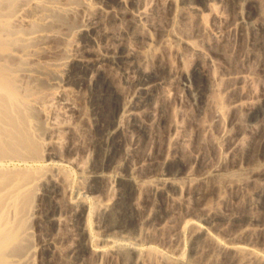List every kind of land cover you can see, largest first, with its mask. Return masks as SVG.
I'll list each match as a JSON object with an SVG mask.
<instances>
[{"label":"bare ground","instance_id":"1","mask_svg":"<svg viewBox=\"0 0 264 264\" xmlns=\"http://www.w3.org/2000/svg\"><path fill=\"white\" fill-rule=\"evenodd\" d=\"M112 1L113 0H0V264H14L15 261H8L9 258H21L23 254L22 251L25 248L23 243L25 239L22 240L21 238L24 232L21 231L20 233L19 230H22V228L19 229L18 226L20 224V226L23 227V225H21L22 222L19 223L21 219L17 218L20 214L22 215L25 213L28 207L26 204L28 201L24 200L25 193L23 192L28 182L23 178L24 174L15 172L16 170L14 174L12 173V175L9 176L11 172H9V170H7L9 173L6 171V166L9 162H13L16 159L25 162L30 159L25 155L28 153L27 155L31 156L29 155L30 152L27 151H32L33 147L36 145L34 142L36 138L34 137L33 130V127L37 128L36 125H33L35 118L37 119V117H35L36 113L41 115L40 118L45 119L47 122L46 132L44 133V130L41 132H43L42 134L45 136L47 142L45 154H48V157L57 155L54 153L56 150L54 146L56 147V145H62V147L66 146L69 151H72L75 147H82L83 149V147H87L91 142V131L93 129L80 104L81 96L83 95L81 91L84 84H88L93 88V86L106 83L105 74L103 76V73L112 67L114 68L115 63L118 64L119 61L133 63L134 60L138 58L139 51L141 50L139 48L142 47L141 45L139 47L137 45V41L141 40L140 38L152 42L154 46L157 45L156 48L158 49L160 47L162 52L170 50L169 48H171L172 41H178L183 45L185 50H187V54H189V52H191L193 56H203V54H206L205 48L203 49V47L199 46V43L198 45L193 44L190 41L191 35L187 36L189 34L188 31L191 30H187V28L190 27L187 19L190 20L191 15L196 18L194 16L196 13V16H200L198 14L200 8L194 6L180 8L178 6V9L176 5V3H178L177 0H118L115 3H112ZM207 1H214L213 3H218L217 5L224 3V0ZM263 1L264 0H262V3H264ZM117 2L119 6L115 5ZM245 2L249 9L252 8L254 4L258 3L257 0H246ZM213 3L209 4L212 5ZM211 5L209 7H211ZM226 5L228 4L226 3ZM240 6L241 4L238 7ZM210 9L209 11L213 17L212 19L224 22L222 26L218 25L217 28L212 27L215 29V32L212 33L211 31L214 41L211 42V44L209 43L210 47L209 45H207L208 48L206 47L208 50H213L211 54H213L215 50H221L220 52H222L228 46L230 47L232 42L230 40V35L233 33L232 31L234 28L236 30L237 39H239L238 42H240V38L242 39L243 37L245 41V33L249 31L247 30L244 32L246 29L244 28L245 25H242L244 23L242 22L244 19L243 15L231 21L232 19H225L228 15L225 17L220 15V8L217 12L212 10L214 7ZM172 10L177 13V29L173 28L175 21V18H173L174 16L171 17L169 14ZM262 10H264V5H262ZM189 12L194 13V15L190 13V18ZM194 25L193 23L192 26ZM193 31L191 33H196ZM197 32V34L202 37V35L199 34V29ZM152 33H154V36H152ZM234 34L235 32L233 35ZM72 35L78 36L77 41L79 40V42L73 44H76L75 48H73L74 46L72 45L71 48L69 47ZM209 35L210 33L208 31V36ZM251 35L250 37L252 38L254 34L253 36ZM258 36H254L255 41L259 39ZM148 41L146 44H148ZM259 43L260 42L257 41L254 42V47L261 48ZM234 45H237V41ZM250 45L253 44L250 43ZM241 46H243V44H241ZM254 47L252 46V48ZM172 49L174 50L173 47ZM256 51L254 52L256 53ZM216 52L218 53V51ZM179 53L180 55L182 54L181 52ZM257 54L258 53H256V55ZM158 57L157 59L160 67L164 60H159L160 57ZM149 58L151 59V57ZM216 58L213 59L215 60ZM255 61L257 62L256 66L258 68L257 73H259V70L260 72L262 71L259 73V78H262L260 75L264 73V61H262L259 55L255 58L254 62ZM250 63H252V61ZM136 64L138 65V63ZM155 65L156 67L158 66L157 64ZM248 68L247 72L250 74L252 70L250 71L251 68ZM257 68H255V70H257ZM131 69H134V67ZM219 69H221V67ZM76 70H81L80 72L83 71L84 75L81 73L83 77L81 76L82 78L80 77L75 80L76 82H73L72 80L75 78ZM245 70L246 68L244 71ZM52 71L54 74L57 73V76L53 79L52 77L54 76L51 75ZM237 71H240V69ZM220 73L223 75V72ZM220 73L218 75H220ZM240 73H237V75L232 73L234 76L231 75V77H228L229 75L227 74V78L224 79L219 77L222 80L221 86L223 93L226 94L228 98L227 103H229V106L226 104L228 106V112H223L221 109L217 111L218 113L214 117L211 116L213 121H210V125L212 126L215 122L220 123L221 117L223 119L228 115L226 118L228 119V124L226 125L234 126L235 130H223L222 128L221 134H219L220 138L216 142L217 144L219 143L220 147L222 146V148L219 146L217 147L222 150H220L222 153L219 151L220 156L216 161H212L211 164L204 162L205 158L203 159L200 154L196 156L194 155L196 153H194L191 154L194 158L192 160V162L194 161L193 165L199 167L196 171H193V166L192 168L188 167V169L184 168L186 170L180 176H170L164 174L166 173L165 171L164 173L158 172H163V170H158V168L165 162L164 160L174 159L172 156L173 153L174 156H176V153L181 157L180 154H182L183 149L187 147L186 142L188 141V145L195 140L198 142L200 137L196 136L197 138L191 141L194 138L190 137L194 130L192 128L194 127V122L193 119L189 117L188 113H186V109H184L185 100L180 94V89L173 86V98L180 104L178 113L180 114V118H182L181 120L180 118L178 119L181 121V124L179 123L181 126H179L177 122L175 126L177 125V128L181 127L184 129V135H178L176 133L177 135L175 134V136L172 137L171 132L173 131H169L170 135L168 133V137L171 136V138L166 140L169 142L170 139H173L170 141L172 143L170 150H167L169 151L168 154L171 153V150L174 152H172V155H166L168 157L171 155L172 158H167L166 156L165 158L167 159H162L163 162H159L161 164L157 165L158 161H156V159L158 160V158L156 157L161 152L160 146L162 142L161 136L158 135L155 128L161 125V113L164 106H162L159 101H163L165 97L164 95L160 96L161 93L157 91L161 83L155 82V84L152 83V85H149L147 83H141V81L139 85L135 82L132 83L134 85L132 93L128 94L124 103L117 107L116 118L111 127L107 129L108 131H106L104 136L106 144L111 148L113 147V151L120 149L122 152V149L125 150L126 154H124L123 160L121 161L120 157L122 156L118 155L120 160L116 165H108L103 168L94 169L92 167L89 168L86 166L87 164H85L87 161H85V158L87 159L89 157V154H87L85 150L87 157L84 155V152L82 157L78 155L75 157L74 155L72 158L71 156L69 161L75 166V169H78L81 180L87 182L86 179H89L92 180V182H100L106 189L105 193L112 194L114 192V196H116L122 192V185L125 183H129L128 185L131 183L141 190L142 193H146L142 195L143 198H145L143 199L145 200V206L142 208L144 213H146L147 204L153 196L163 203H168V201H170L172 204L170 207L173 211L175 208L179 207V209L185 211L184 216L180 214L183 217L179 215V218H181L180 220L177 218L179 222L172 226V231L169 229L171 231L169 233H172L173 236H170L171 238L169 239V234L167 235V240L169 239V241L165 244L163 243L165 246L162 244V248L157 247L158 241L155 240V238L164 227L166 228L167 225L164 226L163 224L170 220L166 219L168 218L166 217L169 214L167 213L168 211L166 212L163 208L164 205L158 202L159 204L155 203V205L159 207V212H157V209L154 215L147 214L149 213L147 212L143 220L140 214L139 219L142 220L140 221L143 225H141L142 227L140 226L141 228H139L140 230L138 231H142L144 229L143 226L154 229V231H151L150 228V230H143L139 232L141 234L138 233V236L135 235L132 239L134 242L132 241L131 247L140 255V263L146 264L147 259L145 255H148L147 253H150L149 251H151L152 248H157L156 250L158 251L156 252L158 255L156 254V257L160 262L159 264H264V121L261 123L259 122V124L255 126H251L248 131L245 129L244 133L247 132L246 136L248 135L245 138L242 137V128H237L235 126L237 125V122H235L237 111L243 108L240 98L248 97L249 95L252 96V93H254L252 90L255 88L253 85H256L253 84L255 81L252 80L254 73L253 75L250 74V77H252L251 79L247 76L246 71L245 74ZM262 75L264 77V74ZM219 78L217 80H219ZM262 80L260 81L262 82ZM73 83L76 85L77 90L75 91L73 88V93L66 92V87L64 88V86L69 84L73 86ZM107 84L109 86V82ZM259 84L261 85V83ZM163 92L162 89V93ZM57 96L61 99V103L58 107L53 108V103H50L52 105H48L49 102H52ZM239 101L242 106L239 104ZM247 106L249 105H246V107ZM189 118L192 120L191 122L188 121ZM226 125L224 124V126ZM190 126L193 129L192 131ZM219 126H221V124ZM188 127L191 131L190 134L188 133ZM174 128L176 129V127ZM130 129L135 133L134 135H132L133 133L131 134V132V135H129L128 132ZM207 129L212 130L209 128ZM195 134L194 132V136ZM150 136L154 137V143L151 142L153 151L151 148V152L148 149L144 151L143 147L145 146L146 148V143L149 141L147 139L152 138ZM155 138L158 139L155 140ZM38 141L37 143L39 144ZM213 141L215 142V140ZM170 142L168 143V147ZM34 149L36 150L35 147ZM142 150L144 152L149 151L147 154L144 153L145 158L142 157ZM25 152L27 153L25 154ZM197 152L199 153V151ZM78 154L80 155L79 152ZM163 156L161 155L159 161H162L161 158ZM191 156L190 158H192ZM141 157L145 159L144 161H148L145 163L142 161L143 159ZM32 158L34 160V157ZM35 160L39 161V158ZM149 161L150 164L148 163ZM143 163L145 166H147L146 164L150 165L148 171H145L146 168ZM203 163H205V165L208 163L209 165L201 169V166L204 165ZM126 166L130 167V169H126ZM156 166L158 168H155ZM37 179L41 184L55 182L57 185H62L69 180L64 179L61 167L51 170L45 169L35 180L37 181ZM78 180L80 179L78 178ZM96 182H94V186ZM88 183L89 181L85 186L81 184V187H87ZM127 184L125 187H127ZM64 187L66 195L69 194L70 197L67 196V198L70 199L67 200L73 201L72 192L74 189L72 184L68 182ZM174 187L179 188L181 191L180 195H182L180 197L183 198H174L175 196L171 194V190ZM89 189L91 190V188ZM84 190L87 191L88 188H84ZM75 193H77V191ZM76 198L75 202L77 201L83 204L82 202L84 200L81 196H77ZM111 198L112 197H110V199ZM170 202L168 205H170ZM74 203L72 202L71 204L74 205ZM153 204L152 202V205ZM191 204L194 206L193 211L191 210ZM152 205L149 206L151 207ZM70 206L74 207L75 205ZM240 206H244L245 210L246 208L247 210H251L252 215L249 218H243L236 211ZM155 207L156 206H154V208ZM105 208L103 210H105ZM196 208L199 210V214H196ZM37 211L36 209L35 212ZM169 212L172 213L170 210ZM182 213L184 214V212ZM92 214L94 215L93 212ZM33 215H36V213ZM91 216L89 215L87 218V226ZM175 217H177V214ZM60 218L61 217H59V219ZM177 219L175 218V220ZM172 221L173 220H171V224H173ZM62 226L63 225H61V227ZM101 236L102 237L98 239H95L98 235L92 237V252L98 256L102 264H117L115 260L116 250L114 248L116 242L114 240L116 239H113L110 234H105L104 236L101 234ZM156 239L160 238L157 237ZM117 243L118 242H116V244ZM48 244L55 249L58 243L51 240ZM26 250L27 252L29 251L28 249Z\"/></svg>","mask_w":264,"mask_h":264},{"label":"rangeland","instance_id":"2","mask_svg":"<svg viewBox=\"0 0 264 264\" xmlns=\"http://www.w3.org/2000/svg\"><path fill=\"white\" fill-rule=\"evenodd\" d=\"M116 1H118V0H113L112 3L113 2L115 3ZM226 1L224 0L225 4L222 3L221 4L222 6L219 4L221 6L220 7L219 5H217L218 3L217 4L213 3L214 1L209 2L207 0H177V2H178V3H176L177 7L179 6L180 8H182L185 6H194V7L200 8L199 11L201 12V14H200V12L198 13L200 16H198V15L196 16L197 13L194 15L193 12H189V18H190V15L193 14L197 19L192 17V15H191L190 20L187 19V21L190 24V25L187 24L190 26L187 28V30L191 29L190 31H188L189 34L187 33L188 34L187 36L191 35L190 41L193 44L198 45V43H199V46L203 47V49L205 48L206 54H203L204 57L203 56H197V55L193 56V54L191 52H189V54H187V50H185L183 45L178 41H172L173 46L171 45V48H169L170 50L168 49L169 51H163L162 52L160 47L158 49L156 48L157 45L154 46L152 42L147 40L148 44H149L148 45V44H146L147 41L145 39H143L144 40L143 41L142 38H140L141 40H138L137 41L138 43L137 42L136 43H137L138 47L140 45L142 47L139 48V49H141L140 50L141 52L139 51L138 58L135 59L137 61L134 60V62H133L135 65L131 62H128V61H126L127 63L119 61L118 64L115 63L114 68L112 67L111 69H108V71H105L103 73V76L105 74L104 77L106 80V83H103L104 85L99 84V85H97L98 87L93 86V88H91L92 86H90L88 84H84L83 89L81 91V93L83 95L81 96L80 104L82 106L83 112L85 113V115L87 117V120H89V124L91 125V128H93L91 131L92 140L87 145V147L85 146V147H83V149H82V147H75L74 148L75 150L72 149V151L71 150L69 151L66 146L62 147V145L61 146L56 145V147L54 146V149H56V150L54 151V149H53V151L57 155L48 157V154H45L47 142H46L45 136L42 134L43 132L44 133L46 132L47 122L45 119L40 118L41 115L36 113L35 117H37V119L35 118V120L33 122V125L37 126V128L33 127L34 137L36 138L34 140V142L36 144L34 147L36 148V150L33 147L32 151H27V152H30L29 155L34 157V160L31 156L27 155L28 154L27 152H25V154L27 153L25 156L30 158L28 161L25 162V161L16 159L13 162H9L6 166L8 168V169L6 168V171L9 170V172H11V174H9V176L12 175V173L14 174V171L16 170L15 172L24 174L23 178L25 179V181L28 182V185H26V187H25L26 189L24 188V191H23L25 193L24 194L25 195L24 200L28 201L26 203L28 206L25 210L26 214L25 213L22 214L23 218H22V215L20 214L17 219L20 218L21 221L19 223L22 222L21 225H23V227L20 226V224L18 226H19V229L22 228V230H19L20 233H21V231L24 232V234H23L24 237L22 235L21 238H22V240H24V239L26 240V241L24 240V242H23L25 245V248L28 250L30 248L31 249L27 252V250L24 248V250H26V251H24V250L22 251L23 257L22 256H21V258H18V257L12 258L11 257V258H9L8 261H11V262L15 261L14 264H100L101 263L100 259L98 258V256L94 252H92L93 250L91 249V239H92V237H95L97 235H98V237L97 238L95 237V239L102 237L101 234L103 236L105 234H107V235L110 234V236L113 239H116L114 241L118 242L117 244H116V242L114 244V248L116 250V253H115L116 259L115 260L117 261V264H118V262H119V264H142V263H140V261H141V257H139L140 255L135 250H133V247H131L132 241L134 242V240H132V239H133V237H135V235L138 236V233L142 232L143 230L150 228L151 231H154L153 228H151V227L147 228L146 226H143L144 229L142 231H138V230H140L139 228L142 227L141 225H143V223H141V221L146 216L147 212H149L147 214H152V215H154L156 213V209H157V212H159V210H158L159 207L157 205H155V203L157 204L158 202L161 203V205H164L163 208L166 210V212L168 211L167 213L170 214V215L168 214V216H166V217H168L166 219L167 220L170 219V220H168L169 222L164 221L166 223H164L163 225L164 226L169 225V226H168V228H167V226H166V228L164 227L165 230L163 228L157 236L162 241L160 239H156L157 237L156 238L153 237V238H155V240L158 241V245H157L158 248H162L163 246H165L164 244L167 241H169V239L171 238L170 236H173L172 233H169L172 231V229H171L172 226H174V224L176 225L179 222V220L181 219V218H179V215L180 214H182L183 216L185 215L184 210L179 209L180 208L179 207V208H175V210L176 209H178V210L173 211V210H171V207H170V206H172L170 201H168V203H166V202L163 203L161 201H158L159 199L158 198L156 199V197L153 196L152 199L147 204L146 213H144V210L142 208H144V206H145V200H143L145 198H143L142 195L143 194L145 195L146 193H144V192L142 193L141 190H139L137 187H135V185H132L131 183H130V185H128L129 183L123 184L122 185V187H123L122 192H120V194H118V195L115 194L116 196H114V192L112 193L113 195L110 193L109 194L105 193L106 189H105V187L102 186L103 184L101 185L100 182H96V181L92 182V180H89V179H86L87 182L89 181L87 187H81L82 186L81 184H84V186H85V184H87V182H85V180H84V182H85L84 183L83 180H81V178L79 176L78 169L77 168L75 169V166L69 160L71 159V156L73 158L74 155H75V157H77V155L82 157L83 152H84V155L86 157H87V154H89V157L87 159L85 158V161L86 160L88 161V162L86 161V163H85V164H87L86 166H88L89 168L92 167L94 169H99L100 167L103 168V167L108 166V165H112V166L116 165L117 162H119V160H120L118 155L122 156L120 158H121V161L123 160L124 154H126L125 150L122 149V152L124 151L123 153L121 152L120 149L113 151L114 148L113 147L111 148L106 144V139L104 138V136H105L106 131H108L107 129H109L111 127V125L114 122V119L116 118V114H117L116 111L118 109L117 107L121 106L124 103V101L127 99L128 94L132 93L133 86H134L132 83H134V82L138 83L137 85L140 84V81H141V83H147L149 85H152V83L155 84V82L161 83V85L158 87L157 91L159 93H161L160 96L164 95V97H165L163 99L164 102L162 100L159 101V103L162 106H164V108H162L163 111L161 113V115H162L161 125H160V127L155 128L156 131L158 132V135L161 136V142H162L161 146H160L161 152L158 154L159 157L158 156L156 157V158H158V160L156 159V161H158L157 165H159L163 162L164 158L167 156L166 154H168V152H169L168 150H170V147L172 144L170 141H172L173 138L169 140L170 144L168 147L169 142L166 139L171 138V136L168 137V133L170 135V132L173 131L174 135H173V132H171L172 137L175 136L176 133L178 135L179 134L184 135V132H183L184 129H182L181 127L177 128V125L175 126L176 122L179 126H181L180 125L181 121L178 120L180 118V116H179L180 114L178 113L179 112L178 108H180V106H179L180 104H178V102L175 101L173 98V90H172L173 86H176L180 89V91H181L180 94L182 95L183 99L185 100V108L184 109H186V113H188L189 117H191V119H193V122H194L193 126L195 128L192 127L194 130L190 126L191 131L193 130L192 133L188 127V131H189L188 133L189 134L191 133V135H192L190 137H192V138L194 137L191 141L196 139L197 138L196 136L200 137V139H198L199 140L198 142L195 140L197 143L195 141H193L192 142L193 144L189 143V145H188V143H187L188 141L186 142L187 145L186 144L185 145L187 147H185L183 149V151H182L183 155L180 154L181 157L182 156L184 157V158L182 157V159L176 153H175L176 156H174V153L172 155V152H174V151L171 150L170 151L171 153H169V154H171L174 159L169 160L167 158H172V157H171V155H170V157L167 156V158H165L167 160H164L165 162L167 161L166 163L163 162L159 166V168L156 166L155 168H158V170H161V171L163 170V172L158 171L159 173H164V171H165L166 173H164V174H168L170 176H180L181 174H183L185 172L186 169H184V168L188 169V167L192 168L193 166H194L192 168L193 171H196V169H199V167H197V166L195 167V165H193L194 161L192 162V160L194 158L191 156V154H194V153H196V154H194L196 156H197V154H200L203 159L205 158L204 162H208L210 164L212 161H216V159H218V157L220 156V152L222 151L220 149V148H222V146L220 147L219 143L217 144L216 142L220 138L219 134H221L222 128H223V130H235L234 126L226 125V124H228L227 123L228 119H226L228 115L223 119L221 117L220 123L215 122L212 126L210 125V123H211L210 121H213L212 117H214L218 113L217 111H220V109H221V111H223V112L224 111L228 112V110H227L228 106H229V103H227L228 98H227L226 94L223 93V89L221 86V82H222L221 79L227 78L226 76H228V75H229L228 77H231V75L232 76H234V74L237 75V73L239 74L241 71H243V72H241L242 74H245V71H246L247 76L250 77L254 73V75H253L254 77L252 80L255 81V82L253 81L254 82L253 84H256V85H253L255 87V88H253L254 90H252L254 92V93H252L253 97L251 95H249L250 97L248 96V97L240 98V101H242V104H243V108H242V110H240L241 112L237 111V114H236L237 117L235 116L237 118V119L235 118V122H237L236 123L237 125H235V126L237 128H242V130H243L242 137L245 138L248 136V135L246 136L247 132L244 133L245 129H246V131H248L251 126H255L256 124H259V122L261 123L262 121H264V85H263L264 80H262V79H264V77L262 75L264 73H262L260 75V77H262V78H259V73H261L262 71L260 72V70H259V73H257L258 72V68L256 66L257 62L256 61L254 62L255 58L258 55H259V57L262 58V61H264V58H263L264 57V22H262V21H264V17H263L264 16V14H263L264 10H262V5H264V3H262V0H260V1L257 0L258 3L254 4V6L249 9L246 6L247 5L245 2L246 0L245 1L244 0H226ZM209 3H213V4L211 5ZM226 3L228 5H226ZM238 4L239 5L241 4L242 7L241 6L238 7L239 6ZM115 5L119 6V3L117 2V4H115ZM210 5H211V7H209ZM179 7H178V9H179ZM213 7H214V9H212V10H214L216 12L220 8V10H221L220 12L221 13L223 12L222 14L219 12L220 15L224 16V17L228 15V17L227 18L225 17V19H232L231 21L235 20L240 15H243L244 19L242 22H244V23L242 25H245L244 28L246 29V30H244V32L248 30L250 33L249 32H247L249 34L245 33V41H244V37H243L242 38L243 40L240 38V42H238L239 39H237L236 30L234 28V30L232 32L233 33L235 32V34L233 35V33H232L231 34L232 36L230 35V40L232 41L230 44V47L228 46L222 52H220L221 50H215L214 53L211 54L213 50H210V49L208 50L207 45H209V47H210L211 42L214 41L213 36L211 34L213 32H215V29L212 27L217 28L218 25L222 26L224 23L221 20L215 21L214 19H212L213 17L210 14L211 12L209 10H211L210 8H213ZM223 8H225V9H223ZM241 8H242V10H241ZM243 9H244V11H243ZM237 10H238V12H237ZM172 11L169 12V14L171 17L174 16L173 18H175V21H174L173 28L177 29V27H176L177 23H178V21H177L178 19H176L177 13L174 11H173L174 12L173 13ZM241 11H243V12H241ZM193 23L195 24L194 26H192ZM195 29L197 31L199 29V34L202 35V37L197 34L198 32ZM193 30L196 33H191ZM208 31L210 33L209 36H208ZM211 31H212V33H211ZM255 33H257V34H255ZM153 34L154 33H152V36H154ZM253 34H254V36L259 35L258 36L259 39L256 41L260 42L259 44L261 45L260 46L261 48H258L256 46L254 47V42H256V41H255V37L253 36ZM250 35L253 37L251 38ZM194 36L195 37L197 36V37L195 38ZM192 37H193V39H192ZM204 37H205V39H204ZM77 38H78V36L76 37L75 35H72V38H70L71 40H70V44H69L70 48H71V45L74 46L73 48H75L76 44L75 45H73V44L76 42H79V40L77 41ZM196 39H198V40H196ZM247 39H250L251 41L252 40L253 41L251 42L250 40H247ZM234 41H235V43H234ZM236 41H237V45H236L237 47L234 45V44H236ZM248 41H250V42H248ZM203 42H205V43H203ZM241 42H243V43H241ZM239 43H240V45H239ZM250 43H252L253 45H250ZM241 44H243V46H241ZM255 44H257V43H255ZM252 46L254 48H252ZM172 47L174 48V50L172 49ZM256 50H258V51H256ZM206 51H208L210 53H208ZM216 51H218V53ZM254 51H256V53H258V54L256 55V53ZM171 52H173V53H171ZM179 52H181L182 54L180 55ZM254 53H255V55H254ZM157 55L158 56L160 55L159 56L160 58ZM177 55H178V58H177ZM148 56L151 57V59ZM156 56L159 58V60H161V59L164 60V61H162L163 64L160 67H159V62H158V59ZM246 56H248V57H246ZM212 57L216 58V59L214 60ZM155 59L157 60V62ZM165 61H166V63H165ZM251 61H252V63H250ZM135 62L138 63V65ZM253 62H254V64H253ZM155 64H157L158 66L156 67ZM124 65H126V66H124ZM251 65L253 66V68ZM132 66L134 67V69H131V68H133ZM219 66L221 67V69H219L220 68ZM243 67L246 68L245 71H244L245 68H243ZM247 68L248 69L251 68L250 71L251 70L253 71V72L251 71L252 73L250 72L251 75L248 74L249 72H247L248 71ZM255 68H257V70H255ZM155 69H157V70H155ZM238 69H240V71H237ZM218 70H219V72H218ZM80 71L81 70H76L75 78H74V80H72L73 82L76 79H79L82 75H84L83 71L82 72H80ZM235 71H237V72H235ZM220 72H223V75ZM229 72H230V74H229ZM77 73L80 76H78ZM81 73H83V74L81 75ZM219 73H220V75H218ZM232 73H234V74H232ZM56 74L57 73L54 74V72L52 71L51 75L54 77H52V76H50V77H52V79H53L57 76ZM218 78H219V80H217ZM251 78L252 77H250V79ZM260 80H262V82ZM171 81H172V83H171ZM108 82H109V86L107 84ZM257 82H258V84H257ZM259 83H261V85ZM258 85H259V87H258ZM89 86L91 89L89 88ZM131 86H132V89H131ZM65 87H66V92L73 93V90H75V91L77 90L76 85L74 83H73V86H72V84H69L67 86H64V88ZM69 88H71V89H69ZM259 88H260V90H259ZM162 89L164 91L163 93H162ZM244 89H245V86H244ZM75 91H74V94H75ZM60 100L61 99H59V97L57 96V98L53 99L52 102H49L48 105H52L50 103H53L52 107L56 108L61 103ZM240 101H239V104H240ZM249 101H250V103H249ZM226 104H228V106ZM242 104H240V105L242 106ZM245 104L249 105V106L246 107ZM230 107H231V105H230ZM250 107H251L252 111H251ZM247 108H249L250 110ZM248 113H250V114H248ZM212 114H214V115H212ZM233 115H234V113H233ZM181 119L182 118H180V120ZM191 119L189 118L188 121L191 122L192 121ZM225 119H226V121H225ZM189 123H188V125H189ZM220 124H221V126H219ZM224 124L226 126H224ZM173 126L176 127V129ZM210 126L213 128H211ZM207 128L212 129V130H208ZM229 128H231V129H229ZM178 129H179V131H178ZM41 131H43V132H41ZM36 132H37V134H36ZM130 132H131V134L133 133L132 129L129 130V132H128L129 135H131ZM194 132L196 133L195 136H194ZM134 134L135 133H133L132 135H134ZM164 134L167 136V138ZM189 134H188V136H189ZM150 137H152V136H150ZM157 139L158 138H155V140H157ZM147 140H149V141L146 144L148 145V143H149V145L148 146L146 145V148H145V146L143 147L144 151H146L147 149L150 150V148L153 151V148L151 147V145H152V143H154L153 142L154 137L149 138ZM163 140H165L167 142V144ZM213 140H215V142ZM37 141L39 142V144L37 143ZM155 143H156V141H155ZM218 146L220 148H217ZM108 147L110 148V150ZM80 148L82 149V151ZM76 149L80 150V151H77ZM111 149L113 152L111 151ZM192 149L196 150V151H193ZM84 150L86 151L87 154L85 153ZM144 151L142 150L143 156L142 155L141 156L145 158L144 153L147 154L149 151L148 152H144ZM197 151H199V153ZM78 152L80 153V155L78 154ZM150 152H151V150H150ZM109 153H110V155H109ZM161 155L162 156L164 155L161 158V160L162 159L163 160L159 161L160 160L159 158L161 157ZM114 156H116V157H114ZM190 156L192 158H190ZM38 158H39V161L35 160ZM144 158H142L143 159L142 161L145 160ZM67 160H68V162H67ZM147 161L148 160H146L144 162L146 163ZM112 162H114V163H112ZM159 162H161V163H159ZM188 162H191V163H188ZM148 163L150 164V161ZM208 163H206V165H205V163H203L204 165L201 166L202 167L201 169L206 168L209 165ZM146 165L147 166H145V164H144V166L146 168L145 171H148V167L150 165H148V164H146ZM57 167H61V172L63 173L64 179L65 180L69 179L64 184H62V185L58 184L57 185V183H55V182H47V183L41 184V183H39L38 179H37V181L35 180L39 174H42L43 170H45V169L51 170V169H54ZM127 168L130 169V167L126 166V169ZM160 168H162V169H160ZM33 172H35V173H33ZM32 176H34V177H32ZM78 178L80 180H78ZM90 181L92 182V184ZM68 182H70V184H72V187L74 189L72 192L73 193L72 194L73 201L67 200L70 197H69L68 192H67L68 195H66V192L64 189L65 188L64 186H66V183L68 184ZM79 182H80V184H79ZM94 182H96L95 186L93 185V184H95ZM46 184H48V185H46ZM126 184H127V187H125ZM59 185H61V186H59ZM84 188H88V190L86 191V190H84ZM89 188H91V190ZM124 189H125V191H124ZM74 191L75 192L77 191V193H75ZM171 192H172L171 194H173L175 196L174 198L182 196V195H180L181 191L177 187H174L171 190ZM67 196L69 198H67ZM77 196H81L83 198V200H84L82 202L83 204H81V202L80 203L77 201L75 202V199H77L76 198ZM110 197H112V198L110 199ZM180 198H183V197H180ZM177 199H179V198H177ZM113 200H116V201H113ZM142 201L144 202V204ZM29 202H30V204H29ZM72 202L73 203L75 202L74 203L75 206L73 204H71ZM152 202L154 203L153 205H152ZM169 202H170V205H168ZM68 203H69V205H68ZM103 203H105L106 205ZM77 204H78V206H77ZM166 204L169 208L166 206ZM70 205H72L74 207H71ZM149 205H152V206L150 207ZM192 205L193 204H191V206ZM106 206H108V207H106ZM154 206H156V207L154 208ZM104 208H105V210H103ZM36 209L38 210L37 212H35ZM169 210L172 211V213L174 212L175 214L174 213L172 214L171 212H169ZM191 210L192 211L194 210V206L191 207ZM177 211L179 212V214ZM180 211H181V213H180ZM236 211L243 218H249L252 215V211L249 209L247 210V208L245 210L244 206H240L238 208V210L236 209ZM92 212L94 213V215L92 214ZM182 212H184V214ZM195 212H196V214L200 213L199 210H197V208L195 209ZM35 213H36V215H33ZM142 213L144 214V216ZM140 214H141L142 220L139 219ZM171 214H172V217H174V218L171 217ZM176 214H177V217H175ZM12 215H13V213H12ZM89 215L90 216L92 215V216H91V219L89 220V223L87 226L86 225L88 222L87 218ZM173 215H175V216H173ZM182 215H180V216L183 217ZM59 217H61V218L59 219ZM65 218L68 220H66ZM175 218L176 219L178 218L179 220L178 219L175 220ZM57 220L59 221V223ZM60 220H66V221L61 222ZM171 220H173L172 221L173 224H171ZM61 225H63V226L61 227ZM139 234H141V233H139ZM159 235H160V237H159ZM167 235L169 236L168 240H167ZM129 239H130V241H129ZM51 240L53 242L58 243L57 248L54 249L53 247H51L48 244L51 242ZM162 244H163V246H161ZM156 249L157 248H152L151 251H149L150 253H147L148 255H145L146 256L145 258L147 259L146 264H159L160 263L156 257L158 255L156 252L158 250H156ZM117 251H119V252H117Z\"/></svg>","mask_w":264,"mask_h":264}]
</instances>
